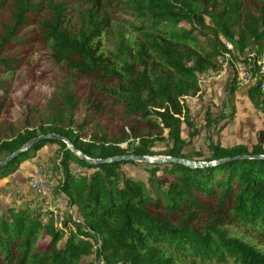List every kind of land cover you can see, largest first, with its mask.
<instances>
[{
    "label": "trees",
    "instance_id": "trees-1",
    "mask_svg": "<svg viewBox=\"0 0 264 264\" xmlns=\"http://www.w3.org/2000/svg\"><path fill=\"white\" fill-rule=\"evenodd\" d=\"M44 1L0 0V78L27 70L42 88L49 58L64 66L73 80L50 103L52 123L64 127L49 123L42 134L24 130L8 119L11 96L0 98V162L22 150L0 169V182L57 145L59 192L78 217L44 224L31 207L9 208L0 215V264H81L92 255L105 264H264V251L223 227L242 226L264 242V130L253 145L209 144L207 161L228 160L217 167L148 165L150 187L126 177L127 164L90 165L63 142L41 141L23 150L41 135L56 134L90 159L195 160L185 150L199 132L184 100L202 95L199 76L222 72L230 64L227 55L242 59L248 52L261 59L264 0H88L100 18L76 31L68 28L64 1ZM107 7L134 14L141 20L136 29L146 31L144 45L119 70L100 48L110 24ZM258 86L247 96L264 114ZM237 91L233 71L227 97ZM163 141L166 150L155 151ZM72 164L92 173L73 174Z\"/></svg>",
    "mask_w": 264,
    "mask_h": 264
},
{
    "label": "rangeland",
    "instance_id": "rangeland-1",
    "mask_svg": "<svg viewBox=\"0 0 264 264\" xmlns=\"http://www.w3.org/2000/svg\"><path fill=\"white\" fill-rule=\"evenodd\" d=\"M37 1L45 2L44 0ZM52 1H64L66 3V21L71 31H76L83 24L88 25L91 21L100 18L98 13L91 10L92 6L88 0ZM106 13L110 24L105 31H102L100 48L103 50L108 62L119 70L122 62H125L129 57L133 59L144 45L146 31L136 29L140 27L141 20L136 18L134 14L115 9L110 10L108 7ZM9 15L10 11L3 13L4 22L9 21ZM149 53L148 50L147 58ZM49 59L47 66L51 71L46 75L48 82L45 87H39V78L27 70L19 69L14 75L5 74L0 78V81L7 80V87L0 91V98H9L10 96L12 98V102L7 108L9 121L20 122L24 130L28 128V130L39 132V134H42L41 128L46 127L49 123H57L58 127H64L60 121L52 123L56 115L51 111L50 103L53 102V96L73 80L64 66L55 63L51 60L52 58ZM261 59L264 62V55L261 56ZM39 64L43 67L41 63ZM232 72V67L225 63L220 73L208 72L200 75L201 86H199L201 93L203 92L202 95L185 98L186 106L195 118L199 132L192 145L185 150L187 157L195 160H207L210 157L208 145L212 143H221L224 147L242 144L253 145L257 143L258 133L264 130V114L248 102L247 92L242 93L243 95L238 93L237 99L227 97ZM204 84L210 86L206 87ZM259 97L260 100H263L261 95ZM223 117L226 119L219 121ZM217 121L219 122L217 123ZM188 134L187 128L184 127L182 137L186 141H189ZM166 147L167 143L163 141L159 142L154 150L164 152ZM59 153L60 150L57 145H48L36 159H29L25 162H34L35 173L41 166H48L56 174L53 178L54 186L51 191L53 198L51 207L53 210L50 212H55L56 215L54 216L57 219L68 214L65 196L59 192L58 188L61 181L59 177L62 173L61 169L58 170ZM70 169L76 175L92 173H86L74 164L70 166ZM122 170L126 177L143 182L150 187L151 174L148 165L142 163L127 164L122 167ZM34 175L27 176V174L22 173L0 182V215L9 208H13L11 205L22 207L32 203L34 204L32 208L35 209L36 201L28 199L31 196L28 194L29 185ZM22 180H25L23 186L20 185ZM223 227L237 236H245L246 240L258 250L264 251V242L250 235V231L244 227L228 224H223ZM92 261H95V264H105L103 261L97 260L95 255L85 257L81 264H89ZM229 264H232V262H229Z\"/></svg>",
    "mask_w": 264,
    "mask_h": 264
},
{
    "label": "built area",
    "instance_id": "built-area-1",
    "mask_svg": "<svg viewBox=\"0 0 264 264\" xmlns=\"http://www.w3.org/2000/svg\"><path fill=\"white\" fill-rule=\"evenodd\" d=\"M228 48L232 49L230 45H228ZM241 58L242 59H232L229 55L226 57L230 62V64L227 62V65L231 66L232 70L235 72L238 89L247 92L258 82L259 93L264 99V62L262 59L258 58L256 53H247ZM199 85L201 86L200 81ZM55 175L52 168L41 166L32 177L29 185V192L36 201L35 209H32L39 213L44 224H47L51 219H57L54 216L56 213L50 212L53 210L51 207L53 202L51 191L54 186L53 178ZM59 178L61 180L63 179L62 173ZM68 214L74 220L78 217L77 211L70 207H68ZM59 226L61 227V224H59Z\"/></svg>",
    "mask_w": 264,
    "mask_h": 264
},
{
    "label": "water",
    "instance_id": "water-1",
    "mask_svg": "<svg viewBox=\"0 0 264 264\" xmlns=\"http://www.w3.org/2000/svg\"><path fill=\"white\" fill-rule=\"evenodd\" d=\"M41 141H53V142H63L67 145V148L70 149L76 156H78L82 161L87 162L90 165L94 166H100V165H106V164H112V163H125V164H132V163H142L146 165H161L166 163H176L184 165L185 167L191 168V169H208L212 167H217L221 164H224L228 162V160H221V161H207V160H187V159H176L171 157H143V156H135V155H129V156H121V157H114L106 160H97V159H90L86 157L81 151L76 149V147L73 145V143L60 135L56 134H49V135H41L38 138H35L31 140L29 143H27L24 149H29L36 143H39ZM22 150L16 152L15 154L9 156L4 161L0 162V169L5 167L9 162H11L14 158H16ZM243 159V157L239 158Z\"/></svg>",
    "mask_w": 264,
    "mask_h": 264
},
{
    "label": "crops",
    "instance_id": "crops-1",
    "mask_svg": "<svg viewBox=\"0 0 264 264\" xmlns=\"http://www.w3.org/2000/svg\"><path fill=\"white\" fill-rule=\"evenodd\" d=\"M216 81V80H215ZM206 87H209V86H207V84H204ZM203 93V92H202ZM238 93H240V95H243V94H245V91H243V90H240V89H238V91H237V93H236V96H235V99H237V95H238ZM243 93V94H242ZM246 98H247V100H249L248 99V96H246ZM248 102H250V101H248ZM252 105V104H251ZM256 144V143H255ZM34 162H28V163H24V164H22V166H21V169L15 174V175H13V176H11V177H15V176H17V175H21L22 173H24V174H27V176L28 175H33V174H36L35 172V170H36V167L34 166L35 164H33ZM27 165H30V166H27ZM6 180V179H5ZM24 181L25 180H22L21 181V184L20 185H22L23 186V183H24ZM28 194H29V196L31 195L30 194V192L28 191ZM28 199H33L32 198V196H30V198H28ZM67 202V201H66ZM12 207H18V208H25V207H33L34 206V204H28V205H25V206H22V207H19V206H15V205H11Z\"/></svg>",
    "mask_w": 264,
    "mask_h": 264
}]
</instances>
